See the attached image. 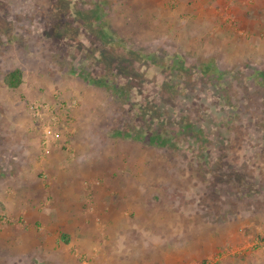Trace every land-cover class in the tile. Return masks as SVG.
Listing matches in <instances>:
<instances>
[{"label": "rangeland", "instance_id": "obj_1", "mask_svg": "<svg viewBox=\"0 0 264 264\" xmlns=\"http://www.w3.org/2000/svg\"><path fill=\"white\" fill-rule=\"evenodd\" d=\"M171 2L0 0V264H264V86Z\"/></svg>", "mask_w": 264, "mask_h": 264}, {"label": "crops", "instance_id": "obj_2", "mask_svg": "<svg viewBox=\"0 0 264 264\" xmlns=\"http://www.w3.org/2000/svg\"><path fill=\"white\" fill-rule=\"evenodd\" d=\"M171 4L173 5V14L169 16V19H172L173 28H176V24L183 25L184 28L189 27L187 33L191 40V35H195L196 31H192V24L189 26L187 21L192 20V18L199 19L197 22L198 40L195 41L201 44L200 50L206 52V58L214 60L217 68H247L248 72L244 73L243 80L252 84L260 83L264 86V0H173ZM158 17L160 18V16ZM176 33L173 32L172 35L176 36ZM184 38H186L185 34ZM235 72L234 70L233 74ZM247 140L253 144L248 149L258 152V154L249 156L245 162L249 166H255V169L258 170L257 165L264 166V140L258 136L256 138V134L248 137ZM6 146L9 148L13 145L7 144ZM20 147L23 151L21 154H24L25 149ZM7 153L10 154L11 152L8 151ZM49 160H46L47 164L53 160V157L51 161ZM240 161L242 160H238V162ZM85 224L88 225L89 221L86 220ZM242 231L248 234L246 229ZM79 234L78 232L75 234L76 240H78ZM50 239L49 243L52 247L41 243L37 248L39 253L46 254L48 258H55L52 255L54 252H61L63 255L71 251L70 246L73 243L69 238L59 239V235L53 232ZM81 243L84 244L81 245V249L79 250V247L73 248V256L71 254L70 256H72L71 258L79 256L83 259L81 264H88L92 256H97L93 253L97 244L85 238H82ZM47 247H50V250H47ZM17 251L16 256L24 258H31L32 255L29 253L34 252L25 250L23 253L20 251L17 253Z\"/></svg>", "mask_w": 264, "mask_h": 264}, {"label": "trees", "instance_id": "obj_3", "mask_svg": "<svg viewBox=\"0 0 264 264\" xmlns=\"http://www.w3.org/2000/svg\"><path fill=\"white\" fill-rule=\"evenodd\" d=\"M20 76H21L20 71L14 70L13 72L7 75L6 78L7 84L12 88L16 87L20 83Z\"/></svg>", "mask_w": 264, "mask_h": 264}]
</instances>
